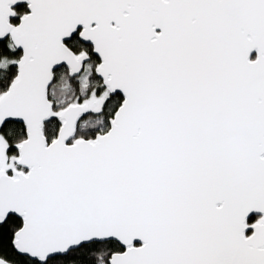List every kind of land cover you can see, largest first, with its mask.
I'll return each mask as SVG.
<instances>
[{
	"label": "snow or ice",
	"instance_id": "obj_1",
	"mask_svg": "<svg viewBox=\"0 0 264 264\" xmlns=\"http://www.w3.org/2000/svg\"><path fill=\"white\" fill-rule=\"evenodd\" d=\"M0 264H264V0H0Z\"/></svg>",
	"mask_w": 264,
	"mask_h": 264
}]
</instances>
